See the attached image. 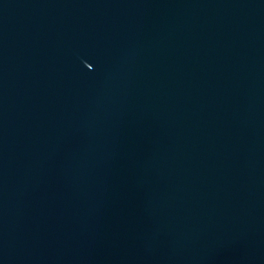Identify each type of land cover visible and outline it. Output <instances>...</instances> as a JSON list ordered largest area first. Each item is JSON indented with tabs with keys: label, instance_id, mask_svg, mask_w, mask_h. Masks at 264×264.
Here are the masks:
<instances>
[{
	"label": "water",
	"instance_id": "1",
	"mask_svg": "<svg viewBox=\"0 0 264 264\" xmlns=\"http://www.w3.org/2000/svg\"><path fill=\"white\" fill-rule=\"evenodd\" d=\"M0 264H264V0H0Z\"/></svg>",
	"mask_w": 264,
	"mask_h": 264
}]
</instances>
